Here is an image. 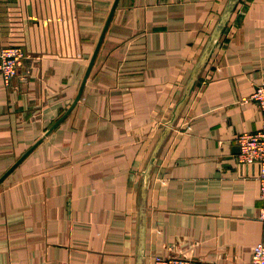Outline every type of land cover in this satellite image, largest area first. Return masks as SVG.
<instances>
[{"label": "crops", "instance_id": "obj_1", "mask_svg": "<svg viewBox=\"0 0 264 264\" xmlns=\"http://www.w3.org/2000/svg\"><path fill=\"white\" fill-rule=\"evenodd\" d=\"M0 0V264L250 262L264 243L259 166L237 137L262 126L264 0H240L144 193L143 172L228 0Z\"/></svg>", "mask_w": 264, "mask_h": 264}, {"label": "water", "instance_id": "obj_2", "mask_svg": "<svg viewBox=\"0 0 264 264\" xmlns=\"http://www.w3.org/2000/svg\"><path fill=\"white\" fill-rule=\"evenodd\" d=\"M240 0H228L212 33L210 34V37L198 59V61L196 62L194 69L180 95V97L178 98L172 113L170 115V118L168 119L166 126L164 127L163 131L160 134V137L158 138L151 154L150 157L147 161V164L145 166L144 172H143V185L142 188L144 189V193L147 190L148 187V182L150 179V174L152 172V169L156 163L157 157L159 155V152L163 146V144L165 143V141L167 140L173 126L176 124L178 117L180 116V114L182 113L184 107L186 106L200 76L201 73L204 69V67L206 66V64L208 63L216 45L218 44L222 33L224 32L231 16L233 15L238 3ZM118 0L115 1L113 8L111 10V13L107 19V22L105 24L104 30L101 34V37L99 39V42L97 44L96 50L91 58L88 70L84 76L83 82L81 84V88L79 90V94L77 95L73 105L71 106V108L68 110V112H66V114H64L48 131V133H50L55 127L56 125L73 109V107L76 105V103L78 102V100L80 99V97L82 96L83 93V89L85 86V83L89 77V74L92 70V67L95 63L96 57L98 55V52L100 50L101 44L103 42V39L105 37L106 31L109 27L110 21L113 17L114 11L116 9ZM40 141H38L36 144H34V146L32 148H30V150H28V152H26V154H24L13 166H11V168L9 170H7V172H5L1 178H0V183L7 177V175L34 149V147L37 146V144ZM239 151H240V147H239ZM238 151V152H239ZM141 220L139 222V249H138V264H143V260H144V256H145V217H144V207L142 205V210H141Z\"/></svg>", "mask_w": 264, "mask_h": 264}, {"label": "built area", "instance_id": "obj_3", "mask_svg": "<svg viewBox=\"0 0 264 264\" xmlns=\"http://www.w3.org/2000/svg\"><path fill=\"white\" fill-rule=\"evenodd\" d=\"M25 57V50L21 45L10 44L0 48V72L6 86H10L18 75L19 67ZM252 99L262 110V126L255 132H243L237 137L240 151L237 160L241 164L259 166L258 179L260 181L263 204L259 218L264 222V83L257 85ZM152 264H228L218 261H206L190 256L174 255L154 257ZM231 264H264V243H258L252 248L250 262H233Z\"/></svg>", "mask_w": 264, "mask_h": 264}]
</instances>
